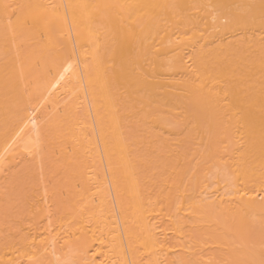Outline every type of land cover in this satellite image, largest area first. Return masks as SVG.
<instances>
[{
  "label": "bare ground",
  "instance_id": "bare-ground-1",
  "mask_svg": "<svg viewBox=\"0 0 264 264\" xmlns=\"http://www.w3.org/2000/svg\"><path fill=\"white\" fill-rule=\"evenodd\" d=\"M0 264H264V0H0Z\"/></svg>",
  "mask_w": 264,
  "mask_h": 264
}]
</instances>
